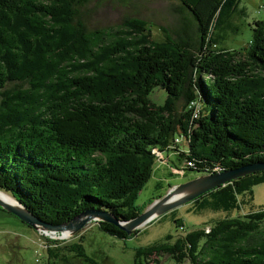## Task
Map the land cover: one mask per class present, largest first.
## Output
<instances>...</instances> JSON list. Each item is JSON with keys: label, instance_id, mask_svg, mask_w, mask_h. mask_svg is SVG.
<instances>
[{"label": "trees", "instance_id": "trees-1", "mask_svg": "<svg viewBox=\"0 0 264 264\" xmlns=\"http://www.w3.org/2000/svg\"><path fill=\"white\" fill-rule=\"evenodd\" d=\"M88 1L0 0L1 191L52 225L93 208L129 221L156 201L136 204L156 150L179 153L184 170L203 175L264 162V20L247 47L229 51L218 49L219 34L240 0H173L193 23L162 28V40L137 18L89 30ZM156 89L163 104L152 99ZM180 134L187 152L173 146ZM261 184L264 172L199 197L196 213L226 218L135 248V263L167 255L177 264H264V208L230 215L253 203ZM93 224L121 240L140 233ZM45 239L47 264H102L83 241Z\"/></svg>", "mask_w": 264, "mask_h": 264}, {"label": "rangeland", "instance_id": "rangeland-1", "mask_svg": "<svg viewBox=\"0 0 264 264\" xmlns=\"http://www.w3.org/2000/svg\"><path fill=\"white\" fill-rule=\"evenodd\" d=\"M81 13L89 30L115 27L127 18L145 20L151 26L153 37L156 40H162L166 36L162 28L173 34L181 29L183 20L193 23L189 11L182 8L181 3L173 0H89L81 9ZM262 20H264V0H240L232 17L226 19L222 26L218 49L233 51L247 47L253 37L255 22ZM165 98V94L160 89H156L152 94L153 101L158 104H163ZM182 147H188V144L180 145L179 149ZM164 155L167 161H170V166L177 167L179 170L185 166L179 162L178 155L173 151H166ZM168 155L172 156V160L168 159ZM168 168L160 176L153 175L137 199L138 206L143 207L153 199H161L168 193L170 187L184 184L203 175L186 170L183 175H171ZM158 184L163 188L158 187ZM248 197L251 196L246 193L240 196V199L244 200ZM253 197V203L246 204L242 207V211H236L237 213L233 212L230 215H244L250 210L264 208V184L253 188ZM194 209L193 204L180 207L174 213L176 218L172 213H168L165 217L141 229L136 237L127 240L101 232L96 224L89 225L69 239L51 238V236L41 235L15 216L0 210V264H47L48 244L45 238L67 242L83 241L82 244L89 254L102 264H136L135 248L161 242L168 234L175 236L185 234L188 230H196L204 223L220 220L228 215V212L211 210L196 213ZM174 218L181 219L185 227L178 229ZM156 260H159L160 264H177L167 255L159 259L151 257L149 262L154 264ZM71 264H83V262L72 259Z\"/></svg>", "mask_w": 264, "mask_h": 264}, {"label": "water", "instance_id": "water-1", "mask_svg": "<svg viewBox=\"0 0 264 264\" xmlns=\"http://www.w3.org/2000/svg\"><path fill=\"white\" fill-rule=\"evenodd\" d=\"M261 172H264V162L251 163L220 173L201 175L184 184L170 188L163 198L154 201L138 217L129 221L121 220L108 211L93 208L83 211L64 224L52 225L41 220L23 203L1 190L0 209L15 216L26 226L34 229L41 235L51 236V238L58 237L60 240L75 237L93 223L111 224L131 237L155 220L162 218L180 207L193 203L201 196L224 187L238 179Z\"/></svg>", "mask_w": 264, "mask_h": 264}, {"label": "built area", "instance_id": "built-area-1", "mask_svg": "<svg viewBox=\"0 0 264 264\" xmlns=\"http://www.w3.org/2000/svg\"><path fill=\"white\" fill-rule=\"evenodd\" d=\"M189 107L194 109V117L195 118H198L199 117V111H200L199 110V105L197 103H195V102H192V103H190V106ZM184 143H187L188 144L189 143V138L186 135L180 134L179 136H177L175 138L174 145L173 146L174 147L175 146H180V145H182ZM174 147H172V148H174ZM153 154L156 157V162L157 163H161V162H164L165 161L164 154L162 152H160L159 150H156L155 152H153ZM187 166L188 167H192L193 165H192V163H188ZM214 172H215V170H214ZM174 173L175 174L183 175V174H185V170L184 169H182V170L175 169L174 170ZM208 174H210V172L208 170H206L205 171V175H208ZM212 174H214V173H212Z\"/></svg>", "mask_w": 264, "mask_h": 264}, {"label": "crops", "instance_id": "crops-1", "mask_svg": "<svg viewBox=\"0 0 264 264\" xmlns=\"http://www.w3.org/2000/svg\"><path fill=\"white\" fill-rule=\"evenodd\" d=\"M169 151V150H168ZM180 151L181 152H183V151H185V152H187L188 151V147H182V148H180ZM166 152V151H165ZM175 154H177L178 156H177V158L179 159V162H181V163H183L184 164V161H181V157L179 156V153H176V152H174ZM164 154V153H163ZM172 158V156L171 155H168V159L169 160H172L171 159ZM164 159H165V161L164 162H161V163H156V166H155V170H154V173H153V175L154 174H157V176L159 175H161L162 174V172H165V170L168 168V169H170V174L172 175V174H175L174 173V170L175 169H177V167H172V166H170V161H167V159H166V157H165V155H164ZM175 166V165H174ZM185 167V166H184ZM183 167V168H184ZM151 181V180H150ZM158 187H162V186H160V184H158L157 185ZM163 188V187H162ZM169 190H170V188H169ZM168 190V191H169Z\"/></svg>", "mask_w": 264, "mask_h": 264}, {"label": "bare ground", "instance_id": "bare-ground-1", "mask_svg": "<svg viewBox=\"0 0 264 264\" xmlns=\"http://www.w3.org/2000/svg\"><path fill=\"white\" fill-rule=\"evenodd\" d=\"M223 172V171H222ZM217 173H220V172H217ZM3 197V196H2Z\"/></svg>", "mask_w": 264, "mask_h": 264}]
</instances>
